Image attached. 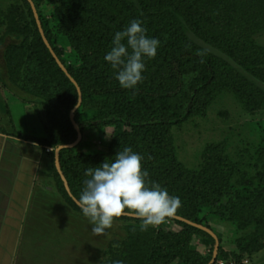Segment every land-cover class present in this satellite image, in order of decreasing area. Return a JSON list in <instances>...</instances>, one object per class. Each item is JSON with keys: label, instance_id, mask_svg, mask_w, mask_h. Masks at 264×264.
I'll return each mask as SVG.
<instances>
[{"label": "rangeland", "instance_id": "rangeland-1", "mask_svg": "<svg viewBox=\"0 0 264 264\" xmlns=\"http://www.w3.org/2000/svg\"><path fill=\"white\" fill-rule=\"evenodd\" d=\"M131 1L147 32L153 35L156 29H164L161 42L179 28L202 50L221 59L218 80L200 90L192 114L183 123L169 127L170 149L184 168L212 180L204 183L208 197L199 217L219 239L214 264L219 259L227 264H264V0ZM38 4L63 59L78 66L69 35L61 31L54 16V4L50 0H38ZM192 19L213 31H226L224 38L230 46H239L247 38L248 43L236 50L245 51L232 54L207 42L194 29ZM3 38L5 48L19 46L22 40L30 45L36 42V27L25 0H0V42ZM47 62L48 67L41 68L21 48L11 55L18 84L25 90L20 92L33 102L21 99L0 81V134L23 139L28 144L25 155L38 163L36 185L27 197L24 215L8 219L6 212L12 215L9 206L0 213V264H135L139 252L131 243L130 228L141 222L121 216L104 234H94L60 176L57 148L47 142L71 121L72 110L57 98L59 90L68 93L70 86ZM180 99L176 96L171 102ZM115 102L114 98L81 96L74 119L96 116L105 104ZM27 109L39 122L31 120L30 129ZM38 130H43L42 136ZM122 131L124 127L116 124L84 130L80 139L77 133L70 142L75 143L70 148L89 156H107ZM2 204L0 208L6 206ZM149 228L181 230L170 220ZM190 246L213 257L216 240L195 235Z\"/></svg>", "mask_w": 264, "mask_h": 264}, {"label": "trees", "instance_id": "trees-1", "mask_svg": "<svg viewBox=\"0 0 264 264\" xmlns=\"http://www.w3.org/2000/svg\"><path fill=\"white\" fill-rule=\"evenodd\" d=\"M33 1L48 41L68 72L77 81L81 92L60 68L43 41L28 0L25 2L36 27L37 40L31 45L22 40L19 46L8 44L5 48L3 45L6 43L5 38L2 39L0 42L2 85L21 99L34 101L21 93L25 90L19 86L11 63L12 53L15 49L21 48L29 53L30 59L41 68H47L49 61L51 68L62 75L64 82L70 86V91L67 93L59 90L57 98L69 111L75 108L81 96L91 94L114 98L116 102L105 104L106 108L101 109L96 116L77 120L81 131L102 130L111 124L124 127V131L113 139L110 155L89 156L83 152H75L73 148H64L60 151V166L73 196L79 200L83 182L87 179L84 175L86 168L98 166L105 158L112 159L116 151L127 146L143 155L142 164L148 170L150 180L166 187L170 194L179 196L181 207L177 209L175 215L209 227L199 217V210L206 204L204 199L208 197L203 190L204 183H210L212 180H205L200 174L191 172L177 161L170 149L168 129L172 125L183 123L192 114L200 90L212 86L218 80L221 59L202 50L189 40L181 29L174 28L172 38L161 42L157 55L145 61L143 82L139 83L136 89H124L114 78L110 66L103 57L110 50L114 32L126 27L133 18H142L133 1L50 0L54 4V16L59 20L61 31L69 35L78 66L69 65L63 59L62 49L56 45L54 33L48 29L41 15L38 0ZM152 25L157 24L153 22ZM192 25L207 42L224 48L228 53L241 54L245 51L236 52L248 43L247 38L239 46H230L224 38L226 31L221 33L217 28L213 31L210 26H203L194 19ZM163 30L156 29L155 34L147 32V35L159 38ZM250 43L254 41L251 40ZM254 49L256 50V46ZM176 96H181L180 101L172 103L171 99ZM73 126L72 121H67L64 128L53 134L47 144L54 148L70 144L78 133ZM37 142L43 143L41 139ZM122 217L141 222L138 218ZM166 220L179 225L181 230L167 232L161 228L157 230L148 228L141 231L139 226L130 228L131 243L139 252L135 264H172L176 259H180L182 264H209L212 256L201 254L191 248L190 244L195 235L208 237L212 241L215 238L208 232L176 218L170 217Z\"/></svg>", "mask_w": 264, "mask_h": 264}, {"label": "clouds", "instance_id": "clouds-1", "mask_svg": "<svg viewBox=\"0 0 264 264\" xmlns=\"http://www.w3.org/2000/svg\"><path fill=\"white\" fill-rule=\"evenodd\" d=\"M161 41L147 35L143 20L133 18L126 27L114 32L111 47L103 59L124 89H136L143 82L147 59L157 55ZM143 155L131 147H124L104 159L98 166L85 169L87 179L79 195L78 207L92 226L94 234L102 235L113 225L114 219L134 214L146 231L174 216L181 200L166 187L149 179L143 167ZM115 264H123L116 261Z\"/></svg>", "mask_w": 264, "mask_h": 264}, {"label": "crops", "instance_id": "crops-1", "mask_svg": "<svg viewBox=\"0 0 264 264\" xmlns=\"http://www.w3.org/2000/svg\"><path fill=\"white\" fill-rule=\"evenodd\" d=\"M27 112L26 122L28 128H32L31 120L33 123L39 122L32 118L29 109ZM42 134L43 130L38 135L42 136ZM27 145L18 136L0 134V207L3 205L2 202L6 205L0 208V213L4 208L7 210L9 206L12 215L6 212L7 215L5 216L8 219H19L24 215L25 206L28 202L27 197L30 195L31 188L36 185L38 163L35 159L25 155Z\"/></svg>", "mask_w": 264, "mask_h": 264}, {"label": "water", "instance_id": "water-1", "mask_svg": "<svg viewBox=\"0 0 264 264\" xmlns=\"http://www.w3.org/2000/svg\"><path fill=\"white\" fill-rule=\"evenodd\" d=\"M28 1H29L30 5H31V8L33 10V13H34V16H35V19H36V23H37V26L39 28L40 34H41V36L43 38V41L45 42L46 46L50 50L51 54L53 55L54 59L56 60V62L60 66V68L67 74V76L70 78V80L76 85L78 91L81 92V89H80L77 81L68 72L67 68L65 67V65L63 64V62L61 61V59L58 57V55L55 53L52 45L48 41V38H47V36L45 34V31L43 29V26H42V23H41V20H40V17H39V13H38V10H37V7H36L34 1L33 0H28ZM77 106H78V104L71 111L70 118H71V121H72L74 127L76 128V130L78 132V139H80L81 138V135H82V132H81V129H80L78 123L74 119L75 110H76ZM74 144L75 143H73V144L70 143V144L60 145V146L57 147V149H56V165H57V169H58V171L60 173V176H61L62 180L65 183V187H66L69 195L72 197V199L74 200V202L78 205V200L71 193V190H70L68 181H67V179H66V177H65V175H64V173H63V171L61 169L60 160H59L60 151L62 149H64V148H70ZM123 216H128V217H134V218H136L134 216V214L128 213V212H126L125 215H123ZM172 218H176V219H178L180 221H183V222H185V223H187L189 225H192L194 227H197L199 229H202V230L208 232L209 234H211L215 238V240H216V247H215L214 255H213V257H212V259H211V261L209 263V264H214V262L216 261V258H217L218 250H219V239H218L217 235L210 228H208V227H206V226H204L202 224L195 223V222H193V221H191L189 219H186V218H184L182 216L174 215V216H172Z\"/></svg>", "mask_w": 264, "mask_h": 264}, {"label": "built area", "instance_id": "built-area-1", "mask_svg": "<svg viewBox=\"0 0 264 264\" xmlns=\"http://www.w3.org/2000/svg\"><path fill=\"white\" fill-rule=\"evenodd\" d=\"M218 264H227V262H225L224 260H217Z\"/></svg>", "mask_w": 264, "mask_h": 264}]
</instances>
